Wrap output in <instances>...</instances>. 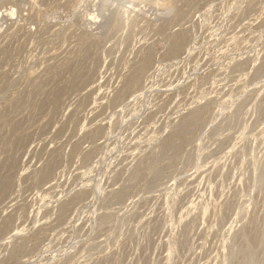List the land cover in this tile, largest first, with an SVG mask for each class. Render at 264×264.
I'll return each mask as SVG.
<instances>
[{
  "label": "rangeland",
  "instance_id": "obj_1",
  "mask_svg": "<svg viewBox=\"0 0 264 264\" xmlns=\"http://www.w3.org/2000/svg\"><path fill=\"white\" fill-rule=\"evenodd\" d=\"M121 1L0 0V264H264V0Z\"/></svg>",
  "mask_w": 264,
  "mask_h": 264
},
{
  "label": "bare ground",
  "instance_id": "obj_2",
  "mask_svg": "<svg viewBox=\"0 0 264 264\" xmlns=\"http://www.w3.org/2000/svg\"><path fill=\"white\" fill-rule=\"evenodd\" d=\"M109 1H110V0H109ZM116 1H117V0H116ZM7 2H8V1H7ZM122 2H123V0L121 1V3H122ZM106 3H107V5H108V1H107ZM113 3H114V2H113ZM113 3H111V4H113ZM131 3H132V2H131ZM123 4H125V3H123ZM123 4H122V5H123ZM119 5H120V4H119ZM134 5H135V4H134ZM105 6H106V4H105ZM130 6H131V5H130ZM106 7H107V6H106ZM110 7H111V6H110ZM124 7H125V6H124ZM108 8H109V7H108ZM126 8H127V7H126ZM104 11H105V10H104ZM102 12H103V11H102ZM105 12H106V11H105ZM115 12H116V11H115ZM113 16H114V15H113ZM112 19H113V18H112ZM114 22H115V19H114ZM108 23H109V22H108ZM6 53H7V52H6ZM144 59H145V58H144ZM145 64H146V63H145ZM144 66H146V65H144ZM142 68H143V67H142ZM133 77H134V76H133ZM131 79H132V77H131ZM134 79H135V78H134ZM7 141H8V140H7ZM16 143H18V142H16ZM16 143H15V144H16ZM18 145H20V144H18ZM7 150H8V149H7ZM4 173H5V172H4ZM7 175H8V174H7ZM11 175H12V174H11ZM46 175H47V174H45V176H46ZM12 176H13V175H12ZM7 177H8V176H6V178H7ZM3 180H4V179H3ZM5 180H6V179H5ZM38 181H40V180H38ZM38 181H37V182H38ZM3 182H4V181H3ZM3 182H2V183H3ZM2 183H1V184H2ZM5 183H6V182H5ZM7 184H8V181H7L6 185H7ZM13 184H14V183H13ZM6 185H5V186H6ZM5 186H4V187H5ZM5 193H6V192H5ZM3 194H4V193H3ZM6 195H7V194H6ZM2 197H4V195H3ZM1 228H2V227H1ZM254 228H255V226H254ZM251 229H252V228H251ZM3 232H4V231H3ZM251 232H252V231H251ZM254 233H255V231H254ZM251 234H252V233H251ZM256 234H258V233L256 232ZM247 235H248V234H247ZM248 238H249V237H248ZM246 240H247V239H246ZM252 240H253V238H252ZM252 240H251V241H252ZM246 252H247V251H246ZM246 254H247V253H246ZM247 255H248V254H247ZM245 257H246V256H245Z\"/></svg>",
  "mask_w": 264,
  "mask_h": 264
}]
</instances>
